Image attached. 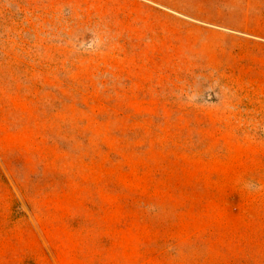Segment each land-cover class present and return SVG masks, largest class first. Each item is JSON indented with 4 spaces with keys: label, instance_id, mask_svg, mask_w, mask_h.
Instances as JSON below:
<instances>
[{
    "label": "rangeland",
    "instance_id": "obj_1",
    "mask_svg": "<svg viewBox=\"0 0 264 264\" xmlns=\"http://www.w3.org/2000/svg\"><path fill=\"white\" fill-rule=\"evenodd\" d=\"M0 264H264V0H0Z\"/></svg>",
    "mask_w": 264,
    "mask_h": 264
}]
</instances>
